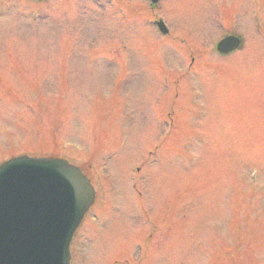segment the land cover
Here are the masks:
<instances>
[{
	"label": "rangeland",
	"instance_id": "rangeland-1",
	"mask_svg": "<svg viewBox=\"0 0 264 264\" xmlns=\"http://www.w3.org/2000/svg\"><path fill=\"white\" fill-rule=\"evenodd\" d=\"M23 152L97 187L74 264H264V0H0V163Z\"/></svg>",
	"mask_w": 264,
	"mask_h": 264
},
{
	"label": "water",
	"instance_id": "water-1",
	"mask_svg": "<svg viewBox=\"0 0 264 264\" xmlns=\"http://www.w3.org/2000/svg\"><path fill=\"white\" fill-rule=\"evenodd\" d=\"M239 43L229 36L218 49ZM95 198L90 180L67 160L21 155L1 164L0 264H70L71 240Z\"/></svg>",
	"mask_w": 264,
	"mask_h": 264
}]
</instances>
